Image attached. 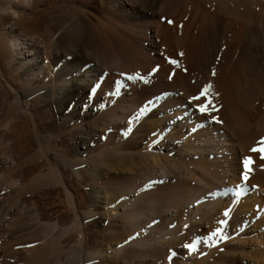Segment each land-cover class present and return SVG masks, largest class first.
Returning a JSON list of instances; mask_svg holds the SVG:
<instances>
[{
	"label": "bare ground",
	"instance_id": "bare-ground-1",
	"mask_svg": "<svg viewBox=\"0 0 264 264\" xmlns=\"http://www.w3.org/2000/svg\"><path fill=\"white\" fill-rule=\"evenodd\" d=\"M198 1L164 0L163 2L167 5V12L174 9L175 11L177 10L176 12H179L174 17L177 20L183 15L182 10L188 7L189 3L192 2L191 4H193L195 2L194 6H197ZM202 1L207 5L213 3L212 5L215 4L214 7L217 6L215 10L207 9L212 14H209L210 17L212 16L210 21V17L206 15V12L204 14V16L206 15L209 18V25L206 28V24H203L205 27V31H203L204 27L199 29L200 27L197 26V23V28L194 27V19L192 21L188 20L189 24H185L186 38L183 41L181 40V44L176 43L175 36L172 37V33L168 36L171 32H169L171 26L166 29L165 35L163 29L165 30L167 26L162 21L155 23V25L153 24L154 26L146 25L145 27L143 26L144 28L141 27V29L143 28L141 34L145 36L146 42L148 41L149 43L147 48L149 53H156V55L162 56V58L156 59L157 66L159 65L158 67H160V70L158 68L160 73L159 71L156 72L157 74L153 73L154 67L152 66L154 65L150 66L149 64L148 68L152 71L153 75L148 73L149 70H143L141 75L138 71L139 75L135 73L134 78L130 82H127L116 74L107 73L109 71L105 74L104 70L107 69H104L103 65L99 63V58H95L99 62L93 58L91 59V57H88L89 55L87 56L81 50L85 46L74 44L72 37L68 35L77 32L78 28L76 29L72 23L71 19L73 16L71 12H68L65 16L48 17L50 24L45 28V35H48L49 39H52L55 35L58 36L56 40L54 39L55 45H51V48L54 47V52L51 49L41 52L32 47L27 50L28 40L19 31V23L26 18L25 13H31L37 6L45 5L46 3L41 4L42 1L37 0H0V18L6 17L9 20L6 25L1 24L0 29L13 34L18 33L12 44L15 47H19L22 44L23 47L20 50L22 49L27 54V57L24 58V61L22 59L19 65L12 66L10 64L13 71L17 74H22L23 72L24 77H29V74L35 71L37 72L35 74L36 77L43 82L41 88H34L29 91V94L39 92L44 97L45 102L50 103L54 108H58V114L68 124H71L72 129L79 127L78 132H76L77 136L74 135L77 147L80 150L82 149V153L78 152V154L88 155L86 153L89 145L99 136L100 132L105 133V137H100L104 140L100 144L102 151H99L101 154L95 153L91 155L89 161L88 159L86 160L89 163L88 165H90L92 174L96 178H100L97 177L98 170L94 167L98 162H103L106 165L107 162L124 163L125 167H127L124 170H127L132 175L131 183L129 179V184L126 182V184L124 183L125 185H119V188L116 189L118 192L116 193L120 198L118 206L108 210L117 211L115 214H112L113 219H120L123 225L122 232L123 230H127L129 234H126V232L121 233V237L119 236L120 240H113L116 242L115 247H112L108 254L101 250L102 247H98L100 251L98 250L97 252H95L96 249L94 251L92 249L91 251L83 252V249L79 250L78 248L77 251L79 253H77L72 249L73 252L71 251L72 253L67 258L68 264H104L103 259L108 258L109 253L112 254L113 259L119 261L115 262L112 260L114 264H264V191L254 189L245 192L241 189L245 185V180H243L244 173L249 168L247 177H252L251 174H255L256 176L264 174V151L259 150L252 153L253 149H251L249 152L250 147L246 148L247 140H249L248 136L246 137L247 140L244 138L246 144L243 142L245 140L240 141L243 135L244 137L246 136L244 131V134L237 132L239 137L234 135V132L237 131L236 122L238 119L235 121L237 114L233 113L234 110L241 108L235 109L238 104L240 106L243 105V108H249L245 104L249 102L251 104L252 100L248 102L247 99L250 97V99H253L252 94L260 91L262 85L264 87V16H261L260 20L257 21L258 19L256 18H258V14L260 15L258 12L261 11H258L259 4L256 5L252 1L248 3L244 2L245 11L243 13L241 11L242 8L239 10L237 5L234 6L237 7L236 10L232 7L233 4L235 5L240 0ZM180 2L184 3V5ZM117 6L125 12V17H134L136 15V4L132 0L118 2ZM211 6L209 5L208 7L210 8ZM21 7L27 9V11L21 12L19 10ZM256 8H258L257 15L254 13L256 12ZM151 13L154 14L153 12ZM263 14L261 13V15ZM82 15L84 16L85 14ZM222 15L225 17V20L222 18ZM82 18H79V20L81 19V23L83 24L82 29H84L87 21L84 22ZM79 20L77 19L76 21L80 22ZM125 20H128V17ZM256 21L257 23L255 24L254 22ZM173 23L175 22L171 24ZM183 25L181 28H183ZM90 27H92V24H90ZM141 29H139L140 32ZM119 35H116V37L119 36V39L122 38L121 36H124ZM125 39L123 38L122 40L124 41ZM127 41L130 44L133 42V38L128 36ZM125 44L127 45L126 47H132L133 49V45L128 46V42ZM203 46H205L206 51L203 49ZM126 47L124 46V49ZM200 47H202V51ZM134 48L136 49V47ZM140 48L138 46V49ZM203 50L205 53H203ZM123 51L127 52V50ZM200 51L202 52V56L205 55V58L209 60L214 59L215 54L218 55L217 52L220 51L221 61L217 64V72L215 74V78L217 79L213 82V86L211 85L212 88L209 89L207 96H202L201 93L198 95L200 96V100L198 101L193 100L191 97V95L197 96L194 93L196 85L192 86L190 83H186L185 86L183 85L184 91H182L190 99H188L189 101H185L179 97V94L183 93L178 92V95L175 94L176 89H179L177 86V76L180 75L174 76L177 68H179L177 67L179 56L183 59L182 62L184 63L182 71L187 72L190 70V63L192 65L196 61L201 53ZM96 52L98 53V50ZM111 53H108V55L110 54L112 57L113 53ZM142 53L140 52L138 58L144 54ZM95 55L97 56V54ZM110 55L108 56L109 58ZM133 56L130 57L133 58ZM130 57L128 59H131ZM120 58L122 57L120 56ZM146 58L149 59L147 56ZM133 59L131 60L133 61ZM150 60L148 62H142V60H140L141 62H137L135 58L137 62L135 63L138 68L144 65L146 67ZM171 60H175L177 63L172 64L170 63ZM196 64L198 69H195L197 72V70L200 71L202 69V64L199 62ZM164 80L169 84L171 81L172 87L169 84H165ZM236 83L239 86L238 88H236ZM261 90L263 89L261 88ZM191 92L196 95L191 94ZM247 92L249 94H246V97L250 94L252 96L250 95L246 99L247 102L242 104L241 101L243 102L245 98L244 94ZM260 92L262 93L263 91ZM260 92L259 94H261ZM29 94L26 92V95L23 96V94L16 93L14 104L16 106L20 104L22 109L25 110L27 104L24 102L22 105V101L27 99ZM259 94H257V98L255 97L256 99H258ZM256 99L254 100L255 102ZM209 100L211 101V107H209L208 112L202 114L198 110L199 106L207 104ZM254 101L249 106H254ZM145 106H147L146 112L142 111ZM249 109L246 110L248 111ZM258 111L260 110L258 109ZM258 111H256L255 118L250 117L252 115L243 114V116L238 113V116L242 119H239V121L246 122H241V125L249 127L248 130L252 129L253 124H258L260 118L258 121L257 118L261 117L262 111ZM252 112L253 114L255 113L254 110ZM96 115L97 117H95ZM72 118H77L79 121H72ZM213 118L216 119H214L215 122H212ZM231 120L233 121L231 122ZM231 123H236V125H231ZM262 123L264 125V122ZM230 125L233 128L235 126V130ZM255 126L254 129L261 128V126L256 128ZM254 129L253 131H255ZM242 130L245 129L242 128ZM245 131L250 134L247 129ZM253 131L251 133L254 136L250 134L249 137L255 138L253 140L255 142L258 136L255 137L257 132L253 133ZM147 137H150L151 140L145 141ZM236 137L240 139L238 140ZM249 141L252 142V140ZM251 142L248 143L251 144ZM252 145L254 144L252 143ZM258 155L260 157H257ZM241 159L242 161H248L247 168H245L244 162L242 163L243 172H240L242 170L240 165L242 161L239 162ZM84 162L83 160L81 164ZM109 165L111 166V164ZM116 166H119V164ZM107 169L109 170L108 167ZM101 171L103 172V170ZM117 171L122 174L123 170L119 169ZM91 172H89L90 175ZM182 172H184L185 176L181 174ZM129 174L127 173V175ZM95 177L94 180L96 179ZM125 177L127 176L125 175ZM186 177L189 180L191 179L192 182L194 181L195 184L197 183L196 185L198 186L194 185L195 187H193L192 183L190 185L189 182L191 181L185 182ZM182 179L184 183L181 181ZM176 182L179 184H172L174 187L170 185L172 191L166 192V185ZM162 184L166 185L162 186ZM175 186L178 189L174 190ZM163 187L166 188L163 189ZM216 189L222 191L217 193L215 191L216 194L207 197L204 202L201 200L207 193H211ZM227 189L228 192L225 191ZM225 192L227 195L223 196ZM238 192L240 195H237ZM110 194L109 196H111ZM3 208H0L2 216L4 213H8V211H13L11 208H5L7 210ZM118 210H121V212L118 213ZM225 211H229L228 216L224 215ZM104 213L106 214V212ZM86 214L82 215L87 216ZM82 218L84 217L82 216ZM222 220L226 221V223H220ZM79 224H76L77 228H79L77 229L79 231L78 239L80 245L83 246L86 237L84 238V231H82ZM117 226L119 227V225ZM219 227L221 228L220 230L218 229ZM66 229L69 230L70 227ZM104 229L106 230L107 227ZM117 229L114 228V230ZM217 229L226 238L222 239L220 235L213 236L214 239L203 238L205 234H208L212 230L216 233ZM48 230L52 233L55 230V225L44 228L42 233L44 241L48 237ZM108 231L110 232V229ZM187 238H190V242L198 244L196 252L200 250L201 245L204 250L190 259H185L182 256L181 260H178L177 256L185 252L186 248L184 245ZM102 239L104 240V238ZM104 242L107 241H103L102 243ZM8 254L10 255V253ZM11 255H14V253L12 254L11 252ZM12 257L9 256L8 258L5 253L0 252V264H12L8 260ZM31 263L34 264L32 260L26 264Z\"/></svg>",
	"mask_w": 264,
	"mask_h": 264
},
{
	"label": "rangeland",
	"instance_id": "rangeland-1",
	"mask_svg": "<svg viewBox=\"0 0 264 264\" xmlns=\"http://www.w3.org/2000/svg\"><path fill=\"white\" fill-rule=\"evenodd\" d=\"M37 1H42L41 4L43 3H46V4L37 6L31 13H25L26 18L19 23V27H20L19 31H21L23 34V37L28 40L27 50H29V48L32 47L41 52L44 50H50V49L52 50V52H54L55 51L53 50L54 47L51 48V45H55V40L58 38V36L55 35L52 39H49L48 35H45V28L48 24H50V22L48 21V17L49 16H65L68 12L69 13L71 12L73 16L71 19L72 23L74 24L76 29L78 28L77 32H73L68 35L72 37L74 44L77 46H85V47H82L81 50L83 53L87 54V56L89 55L88 57H91V59L99 58L98 60L100 62L97 59L95 60L101 63L104 69H107V70H104L105 74L107 73H110L113 75L116 74L119 77L125 79V81L127 82H130L132 80L131 77L135 76V73L138 74V71L141 75V72L143 70L145 71L149 70L148 73L153 75V73H156L160 70V67H158L159 65L157 66L156 59L160 57L162 58V56L156 55V53L154 54H151V52L149 53V51L147 50L149 43L148 41L146 42L145 36L141 34L143 31V28L146 25L154 26L155 23L159 21L164 22V24L166 23L165 25L167 26V28H165V30L163 29V31H165V35H166V29H168L171 26L169 28L170 29L169 32L171 31L170 34L167 32L169 34L168 36H170L172 33L173 34L172 37L175 36L176 40L175 39L174 40L176 41V43L181 44V42L186 38L185 35L187 33L185 32L186 30L185 24L186 25L189 24V22L187 21L188 20L192 21V19H194L195 28H197L196 27L197 24H198L197 26L200 27L199 29H202L201 27H204L205 24H206L205 27L207 28L209 25V22H208L209 18L206 15L209 16L210 14L209 13L210 11H208L207 9L215 10V8L217 7V6L214 7L215 4L212 5L213 4L212 3V4H209L210 6L212 5L210 9L208 7L209 5H207L202 0H199L197 2L198 3L197 6H194L195 2L193 4H191L192 3L191 2L189 3L190 6L189 4L187 5L188 7L185 6L186 10L185 9L182 10L183 15H181L177 20H175L174 17L179 12H176L177 10L175 11V9L171 10L170 12H167L166 11L167 5L163 2L164 0H132L136 4V15L134 17L127 16L128 20H125V18H127L125 17V12L122 9H120V7L117 6V3L127 2L129 0H37ZM250 1L255 2L256 5L259 4V6L261 7L260 8L258 6L259 9L256 8V12H254L255 15H257V9L258 11H261V12H258L260 13V15L258 14V18L254 16L256 19H258L257 21H259L260 17L264 16L263 14L264 0H240L235 5L233 4L232 7L235 8V10L237 7H239V10L242 8L241 11L243 13V11H245L244 2L248 3ZM180 3L184 5V3L182 2ZM236 5L237 7H234ZM19 10L21 12L27 11V9H24L22 7ZM151 12H153L154 14H152ZM205 12H206V15L204 16ZM261 13L263 15H261ZM82 14H85V15L83 16ZM81 17H83L82 20L84 22L87 21L84 29H82L83 24L81 23V19L79 20V18ZM211 18L212 16L210 17L209 21L211 20ZM222 18L225 20V17L223 15H222ZM75 19L76 20L78 19L80 22L76 21ZM253 19L254 18L252 16V20ZM8 21L9 20L6 17H2L0 18V25L1 24L6 25ZM169 21H171V23L172 22H175V23L177 22V23L171 24L169 23ZM257 21L254 23L256 24ZM90 24H92V27H90ZM182 24H184L183 25L184 30H182L183 28H181ZM122 27L125 29H123ZM141 27L143 28L141 29ZM205 27L203 28V31H205ZM79 28H80V31H79ZM133 28L135 29L133 30ZM139 29H141V32ZM200 31L202 32V30ZM183 32L185 33L184 35H183ZM119 34L124 35V36H121L122 38L119 39V36H120ZM116 35H119V36L116 37ZM17 36H18V33L13 34L8 31L7 32L2 31L0 29V208H3V207H4L3 209L11 208L13 210L10 212L8 211V213H4L3 216L0 213V230H1L0 233L2 232L1 233L2 236L0 234V252L5 253L8 256V258L9 256L11 257L13 256L12 258L8 259L10 260V262H12V264H26L31 260L34 262V264H58V263L68 264L67 258L69 257L70 253H72L73 250L79 253L77 251L78 248L79 250L83 249L84 250L83 252H87L89 250L91 251L92 249H93L92 251L96 249L95 252H97L99 248L102 247L101 250L105 251L106 254H108L109 250L112 247H115L116 242L113 240H116V241L120 240L119 236L121 237V235L125 232L126 234H129V231L127 233V230L126 231L123 230L122 232L123 225L121 224L122 222L120 221V219H116V220L113 219L112 214H115L117 211H114V210L108 211V210L113 209V207L115 206H118L117 204L119 203L120 198L117 195L118 192L116 189L119 188V185L120 186L125 185L126 182L127 184H129V179L131 183L132 175L129 174L127 170H124L127 167H125L124 163H123L124 164L123 166L121 162H117V163L107 162V165L103 162H100V163L98 162L97 164L94 165V167L95 169L97 168L98 170L97 177H100V178H96L92 174L90 165H88L89 163L86 160L88 159L89 161L91 158V155L95 153H98V155L101 154L100 151H102V148L100 147V144L104 140L101 139L100 137L101 136L105 137L104 136L105 133L100 132L99 136H97L94 139V141L89 145L87 149V153H86L88 155L84 156V155L78 154V152L82 153L81 151L82 149L80 150L77 147L76 141H75L76 138H74V135L77 136L76 132H78L79 127L72 129L71 124H68L64 120V118L58 114V110H57L58 108H54L50 103L45 102L44 97H42V95L39 92H38L39 94L34 93V92L29 94V91L33 90L34 88L39 89L41 88L43 84V82L36 77L35 74L37 72L33 71L29 74V77H24L23 72L22 74H17L16 72L13 71V68L11 67L10 64H12V66L19 65L22 62V59L24 61V58L27 57L26 52H23L22 49L20 50V48L23 47L21 43L19 47L18 46L15 47L12 44ZM128 36L133 38V42H131L130 44H129V41H127ZM182 37L184 38L182 39ZM123 38L125 39L124 41L122 40ZM118 40H120L121 42ZM175 41H174V44H175ZM127 42L129 44L128 46L133 45V49L132 47L131 48L126 47L127 45L125 43ZM174 44L173 46H175ZM123 45L126 47V49H124ZM138 46L139 48L140 47L141 48L138 49ZM134 47H136V49ZM105 49H109V50L106 51ZM203 49H205L206 51L205 46H203ZM97 50H98V53L96 52ZM123 50H127V52L126 51L124 52ZM138 50L141 53L144 51L143 53L144 54L146 53L145 55L149 59H151L150 62L147 63L148 65H146V67L144 65L138 68L136 64L140 60H142V62L149 61V59H147L143 53L142 54L144 56L141 54L142 56L140 55L141 57L138 58L140 54ZM200 50L202 51V47H200ZM109 51H111L113 54ZM129 51H131L130 54H128ZM156 51L158 52V50ZM205 51L203 53H205ZM134 52L137 56L134 54ZM108 53H111L113 55L112 56L113 58H112L111 55L109 54L110 58L112 59L108 57L109 56ZM125 53L128 54V58L134 55L133 56L134 59L130 57L131 59H133L134 62L131 59H128L127 54ZM131 53L133 54L131 55ZM217 53L218 55L215 54L214 59L209 60L205 58V55L202 56V52H201L197 58L198 60L197 59L196 61L193 60L194 62L192 65L190 63V66L192 67L189 66L190 70H188L187 72L182 71V67L184 66L183 65L184 63L182 62L183 59L179 56V62L177 66L179 68H177V72L174 73V76L177 74L180 75V76H177L178 77L177 86L179 87V89H176L175 94L178 95V92H181L183 94L181 95L179 94V97H181L185 101H189L190 100L189 97H186L187 94L183 92L184 91L183 87L185 86L186 83H190L192 84V86L196 85L194 88L197 91L194 88L193 89L196 91V92L194 91V93H196L197 96L200 95V93L203 91L206 85L210 84L213 86L214 84L213 82H215V80L217 79L215 78V74L217 72L216 70L217 64L218 62L221 61L220 51ZM95 54H97V56ZM120 56L122 58H120ZM135 58L137 62L135 61ZM142 58L143 59L146 58V59L143 60ZM83 60H85V58H83ZM153 60L155 61V63ZM151 61H152V64H151ZM114 62H115V65L117 66L114 65ZM197 62L202 64L203 70L202 69L200 71L197 70L196 72V69H198L197 64H196ZM149 64L150 66L154 65L152 67L156 69L159 68V70L154 72V68H153V73H152V71L148 68ZM112 65L114 68L112 67ZM121 67H124V68L121 69ZM191 69H192V72H191ZM190 77L192 78L190 79ZM196 80L198 83L196 82ZM164 83L169 84L167 83L166 80H164ZM169 86H171V81H170ZM238 87L239 86L237 85L236 88ZM261 88L263 90H261ZM261 88H260V91H263L262 93L260 91H256L255 93L254 91H252L256 95L255 96L254 94H252L253 95L252 96L250 94L253 97V99H250L251 97L247 99L250 96V95L249 96L247 95L248 97H246V94H249L248 92L244 94L245 101L243 100V96H242L243 102L241 101V103L243 104V103H246L247 101L249 102V100L254 101L257 98V94H259V92L261 93L259 94V97H258L259 100L256 99V102L254 101L255 102L254 106L252 107L249 106L250 102L248 104H245V106L247 105L250 108L249 109L245 107L246 109H249L248 110L249 112L245 108H243L244 107L243 105L242 107L238 103H237L238 105L236 104L237 106L235 109H237L238 107L239 108L241 107V108L239 110L237 109L238 111L237 110L233 111V113L235 112L237 114L236 116L238 117L237 118L233 115L236 118V119L234 118L235 121H237L238 119V121L236 122L237 125L236 123L235 124L231 123V125L233 124V125H236L237 127V131L234 132L235 133L234 135L239 137L238 133L244 134L243 131L246 133L245 137L243 135L242 136L243 138L240 136L241 139L237 137L236 138L238 140L240 139V141L245 140V139L247 140V138L249 140H252V142L247 140L249 143L251 142V144H249L248 142L246 144V140L243 141L246 144V148L248 146L250 147V149L248 150L249 152L251 149H255V147L257 151L259 150L264 151V139H263L264 138L263 137L264 136V125L262 123L264 122V112H263L264 111V87L263 85L261 86ZM26 92L29 94V96L27 99H24L22 101V105L24 102L27 104L26 109H25L26 111H25L22 109V106L20 104L16 106L14 104V100H15L16 93L23 94L24 96L26 95ZM194 93L191 92V94L196 95ZM213 93H216V92H213ZM237 93H238V90H237ZM191 97L193 98L194 96L191 95ZM252 101L250 105L253 104ZM254 107L256 109L258 108L260 111H258V109L256 110ZM262 107L263 109H261ZM252 109L255 112L254 114L252 112L253 111ZM246 111L247 113L245 114L249 116L252 115L250 117H253V118H255V114L257 113L256 111L258 112L262 111L261 117L257 118V121L260 118L258 121V124L255 123L257 124L256 126L255 124H253L255 128L258 126H261V128L259 127L261 130L259 128H256L259 131L254 129V126H252L253 128L251 127L252 129L248 130L249 127L247 128L245 125L246 127L245 128L244 126L241 125V122H244V123L246 122L239 121V119L240 120L242 119L240 116H238V113L243 115L244 112ZM95 117H97V115ZM214 119L215 118H213L212 122H215ZM72 121L78 122L79 120H77V118H72ZM232 121L233 120H231V122ZM238 125L242 127H239ZM236 127L234 126V128L233 127L232 128L235 130ZM242 128L245 130L247 129V131L250 132L251 136H254L251 133V131H253L254 129L257 132L255 134L256 135L255 137L258 136L259 139L256 138L254 142L253 140L255 138L249 137L250 134L246 132L245 130H242ZM255 131H253V133H255ZM260 135L262 136V138H260L261 137ZM149 140H151L150 137H147L145 141H149ZM257 140L258 142H256ZM240 141L239 143H241ZM252 143L254 145H252ZM96 150L97 152H95ZM255 152L252 151V153H255ZM257 157H260V155H258ZM82 159L85 161L83 164H81V162H83ZM241 161L242 159L239 162ZM243 162L244 161L240 163L241 167L243 165L242 164ZM113 163L115 166L118 164L119 166L115 167ZM98 164H99V167H98ZM109 164H111V166ZM107 167L109 168V170L107 169ZM119 169L123 170L122 174L118 173L117 170ZM241 169L242 170L240 172H243V167ZM101 170H103V172ZM249 170L250 168L248 169V171H246L247 176H248ZM89 172H91V175ZM56 173L58 174V176ZM127 173L129 175H127ZM50 174L53 176H51ZM181 174L185 176L184 172H182ZM125 175L127 177H125ZM251 175L252 177H247V180L243 179L245 180V185L241 189L245 192L252 191L254 189H260V191L263 192L264 191V174H261L258 176H256L255 174H251ZM94 177L96 178L95 180H94ZM186 178L184 180L185 182L191 181V179L189 180L188 177ZM124 179L125 181H123ZM181 181H183V179ZM189 183L190 185L192 183L193 187L198 186L196 185L197 183L195 184L194 181L193 182L191 181ZM172 184L175 185L179 183L177 182L171 183V184L169 183V185L168 184L167 185L169 187L170 185L174 187V185ZM255 184L257 185L255 186ZM165 185L162 184V186H165ZM167 185L166 187L169 188ZM113 187H114V190H113ZM166 187H163V189H165ZM172 187H170L169 190H167L166 188L165 189L166 192L172 191ZM175 187L176 188H174V190L178 189L177 186ZM112 191H114L115 193L114 192L112 193ZM215 191L217 193L222 190L216 189L212 191L213 193L212 192L207 193L204 197L201 198V200L204 202L207 197L214 196L216 194ZM225 191L228 192V189ZM109 193H111L110 194L111 196H109ZM112 194H115V195H112ZM226 195L227 194H224L223 196H226ZM104 212H106V214ZM119 212H121V210H118V213ZM85 213H87L86 214L87 216L82 215ZM100 213L102 214L100 215ZM82 216L84 218H82ZM78 223H80L79 225H81L80 227L82 228V231H84V238L86 237L84 240L85 243H83V246L80 245L79 239H78L79 231H77V229L79 228H77L76 226V224ZM52 225H55V230L52 233L50 230H48L47 232L51 234L50 235L48 234V237L44 241L43 240L44 236L42 235L44 228H47L48 226H52ZM117 225H119V227ZM108 226H109L110 232L108 231L109 230ZM69 227H70L69 230L66 229ZM106 227H107L106 229L107 231L104 229ZM114 228L116 229L118 228L117 229L118 231L114 230ZM218 229L220 230L221 228L219 227ZM218 229L216 230L217 232L219 231ZM66 230H68L67 233H65ZM111 232L113 235L111 234ZM213 233H214V230H212L208 234H205V237L203 238L205 239L213 238L214 239ZM102 238H104V240ZM187 240L185 241V244L192 243L190 242V238H187ZM103 241H107V242L102 243ZM202 248L203 246L201 245V248L200 250H198V252H196V250L189 251L186 248L185 249L186 253L182 252L181 254L177 256V259L181 260L182 256L185 259H190L196 256L197 253H201V251L204 250V248L203 249ZM10 251L12 252V254L14 253V255H11ZM8 253H10V255ZM107 257L108 258L103 259V261L105 262L104 264H107V263L114 264L113 261L119 262L118 260L113 259V256L110 253H109V256ZM34 259L36 260L34 261Z\"/></svg>",
	"mask_w": 264,
	"mask_h": 264
},
{
	"label": "snow or ice",
	"instance_id": "snow-or-ice-1",
	"mask_svg": "<svg viewBox=\"0 0 264 264\" xmlns=\"http://www.w3.org/2000/svg\"><path fill=\"white\" fill-rule=\"evenodd\" d=\"M169 23H171V21H169ZM170 63L172 64H176L177 62L175 60H171ZM155 71H158V69H154V72ZM214 74V73H213ZM131 78H134V77H131ZM211 88V85H206L203 89V91L201 92V95L202 96H207V94L209 93V89ZM193 100H200V96H194L192 98ZM151 103V102H149ZM209 107H211V101L209 100L207 104H201L199 106V111L203 114V113H206L209 111ZM142 111H147V106H145L144 109H142ZM253 151H257V149H253ZM244 164H245V168H247V165H248V161L245 160L244 161ZM244 179L247 180V172L244 173ZM226 194V193H225ZM237 195H240V193L238 192ZM225 216H228L229 215V211H225L224 213ZM220 223H226V221H220ZM216 235H220L221 238H225L223 237L222 233L220 231L216 232V233H213V236H216ZM197 246L198 244L197 243H189V244H185L184 247L187 248L189 251H194L197 249ZM173 255H175V253H173Z\"/></svg>",
	"mask_w": 264,
	"mask_h": 264
}]
</instances>
